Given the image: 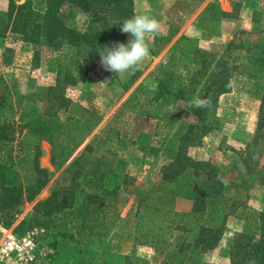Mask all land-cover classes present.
Instances as JSON below:
<instances>
[{"label": "rangeland", "instance_id": "obj_1", "mask_svg": "<svg viewBox=\"0 0 264 264\" xmlns=\"http://www.w3.org/2000/svg\"><path fill=\"white\" fill-rule=\"evenodd\" d=\"M134 3L136 14L147 13L156 18L160 30L159 34L147 37L150 53L131 74L117 77L105 70L100 57L92 56L88 46L52 47L43 41L23 39L13 32L0 37V90L6 93V102L13 104L7 110L8 117L24 123L44 112L49 86L66 71L84 78L75 85L67 84L66 94L71 105L61 110L59 116L82 119L93 107L102 115L98 125L64 163L53 162L51 143L40 140L39 164L47 168L51 177L35 199L24 204L23 212L13 224L18 225L38 201L50 195L55 181L111 120L116 118L114 124L120 129L110 150L103 138L94 141L95 149L99 155L108 156L112 168H105L101 181L92 174H81L75 179L78 185L73 207L61 213L56 226L43 239L41 247L46 264H183L180 260L186 250L177 251L174 235L179 232L176 230H169L168 242L157 243L137 231L131 238H117L116 225L82 229L83 191H101L103 187L120 185L123 174L128 172L134 194L118 211V223L135 196L144 197L146 190L153 189L160 179L162 166L174 159L176 146L169 143L175 133L184 130L189 122H197L188 113L196 94H191L188 100L164 95L158 87L159 69L171 64L181 78L188 80L201 66L203 51L211 54V67L221 57L230 65H237L249 46L264 41V0H134ZM63 10L69 25L80 31L88 29L90 14L68 4ZM129 39L131 35L125 33L121 42ZM113 42L116 41L109 45ZM250 63L244 59L243 67ZM231 82L232 90L219 95L207 108L204 123L208 129L203 142L187 150L195 159L207 160L218 169L224 186L209 204L229 213L225 232L217 247L201 252L185 264H232L231 248L240 234L245 232L256 237L259 234L257 218L264 212V120L260 121L261 107L264 108V65L253 71L235 72ZM21 97L22 104L18 107ZM167 99L171 105H167ZM170 111L178 115L166 125L163 118L169 117ZM27 153L30 148L21 152ZM20 173L22 179H29L31 165L20 168ZM120 198L121 194L117 199ZM191 202L185 196L174 201L183 223L189 221L186 213ZM106 203L112 212L115 200L109 199ZM237 207H244L250 218L236 217L233 211ZM113 218L108 213L104 221L109 223ZM6 221L7 217L0 213V222ZM129 231L126 228V233Z\"/></svg>", "mask_w": 264, "mask_h": 264}, {"label": "trees", "instance_id": "obj_2", "mask_svg": "<svg viewBox=\"0 0 264 264\" xmlns=\"http://www.w3.org/2000/svg\"><path fill=\"white\" fill-rule=\"evenodd\" d=\"M73 5L91 16L86 31H80L66 22L65 5ZM136 14L134 0H8L6 10H0V37L13 32L23 39L43 41L52 47L88 46L92 56L100 57L103 50L112 41L121 42L125 33L119 23ZM223 15L228 13L223 12ZM232 46L229 43L228 48ZM210 53H201V66L191 77L183 79L171 64L161 67L157 73L158 87L164 95H172L179 100H188L196 94L190 103L188 113L197 118L189 122L184 130L177 131L169 145L175 144V157L164 164L160 179L153 189L145 191L144 197L135 196L124 217L117 223V213L126 205L134 194L130 175L123 174L122 183L112 188L103 187L101 191H83L85 197L83 221L84 230H97L108 224L116 225L115 236L128 239L134 231L140 232L145 239L157 243H166L170 239L169 230H176L177 251H185L180 260L185 264L196 259L203 251L217 247L222 239L229 213L220 207L210 206V200L222 192L224 182L218 176V169L207 160H198L188 154L190 146L203 142L208 129L204 123L207 108L219 95L232 90V77L235 72L253 71L264 65V41L254 42L240 56L237 65H230L222 57L211 67ZM250 64L243 67V60ZM84 75L66 71L48 89V103L42 113L33 119L17 122L8 117L7 110L13 104L6 102L7 95L0 90V213L7 217L5 224L12 225L23 212L26 202L33 201L48 183L51 173L40 166V140L46 139L52 145V160L57 164L67 161L74 151L84 142L98 125L102 115L96 107L91 108L82 119L62 118L61 110H67L71 99L66 94L67 84L75 85ZM168 100V99H167ZM171 105V101H166ZM22 104V97L17 106ZM264 105V101L262 102ZM260 121L264 120V108L261 107ZM178 113L170 111L169 117L163 118L169 125ZM111 120L93 141L76 156L62 175L55 181L50 195L38 201L33 210L17 225L18 231L35 226L43 227L48 232L62 217L63 211L71 210L76 200L75 179L83 174H92L101 181L106 174V167H111L108 156L95 149L94 141L103 138L107 150L119 137L120 129ZM30 145V143H32ZM30 145V146H29ZM171 146V145H170ZM168 146V147H170ZM30 148V153L21 152ZM121 162V159H117ZM31 165L29 179H22L20 168ZM94 179V178H92ZM121 198L118 200V195ZM179 196L191 199V208L186 213L188 222L178 218L174 201ZM114 199L111 212L107 200ZM120 202V206H118ZM233 204H237L233 201ZM112 213L109 223L104 218ZM233 214L248 220L249 213L244 207H237ZM258 237L241 233L231 248L232 264H264V212L257 218ZM126 228L130 231L126 233ZM172 234V233H171ZM181 240V242H179Z\"/></svg>", "mask_w": 264, "mask_h": 264}, {"label": "clouds", "instance_id": "obj_3", "mask_svg": "<svg viewBox=\"0 0 264 264\" xmlns=\"http://www.w3.org/2000/svg\"><path fill=\"white\" fill-rule=\"evenodd\" d=\"M123 33L130 34L128 42H113L103 50H96L100 55V63L107 71L117 77L131 74L150 53L147 37L159 34L160 25L156 18L147 13L133 14L119 23Z\"/></svg>", "mask_w": 264, "mask_h": 264}, {"label": "built area", "instance_id": "obj_4", "mask_svg": "<svg viewBox=\"0 0 264 264\" xmlns=\"http://www.w3.org/2000/svg\"><path fill=\"white\" fill-rule=\"evenodd\" d=\"M47 231L43 227L17 230V223L0 222V264H46L42 250Z\"/></svg>", "mask_w": 264, "mask_h": 264}, {"label": "crops", "instance_id": "obj_5", "mask_svg": "<svg viewBox=\"0 0 264 264\" xmlns=\"http://www.w3.org/2000/svg\"><path fill=\"white\" fill-rule=\"evenodd\" d=\"M8 5V1L7 0H0V8L1 9H5Z\"/></svg>", "mask_w": 264, "mask_h": 264}]
</instances>
